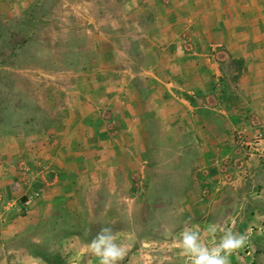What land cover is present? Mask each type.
Returning <instances> with one entry per match:
<instances>
[{
  "label": "rangeland",
  "instance_id": "rangeland-1",
  "mask_svg": "<svg viewBox=\"0 0 264 264\" xmlns=\"http://www.w3.org/2000/svg\"><path fill=\"white\" fill-rule=\"evenodd\" d=\"M233 1L0 0V264H99L102 226L120 264H189L213 224L264 264V18Z\"/></svg>",
  "mask_w": 264,
  "mask_h": 264
},
{
  "label": "clouds",
  "instance_id": "clouds-1",
  "mask_svg": "<svg viewBox=\"0 0 264 264\" xmlns=\"http://www.w3.org/2000/svg\"><path fill=\"white\" fill-rule=\"evenodd\" d=\"M220 229L209 225L206 232L214 246L202 242L199 225L186 226L179 234L178 244L182 254L189 264H231V257L247 245L246 235L225 229L223 235L216 241ZM88 250L96 257L99 264H120L127 249L119 242L110 226H102L91 239Z\"/></svg>",
  "mask_w": 264,
  "mask_h": 264
},
{
  "label": "crops",
  "instance_id": "crops-1",
  "mask_svg": "<svg viewBox=\"0 0 264 264\" xmlns=\"http://www.w3.org/2000/svg\"><path fill=\"white\" fill-rule=\"evenodd\" d=\"M262 3H264V0H236V2L234 0L233 4L230 2L227 6H229V9H228L229 14L232 13L234 15V18L235 17L252 18L250 16H253V18H264V7L262 6ZM231 7L233 9H231ZM179 102L182 104L181 105L182 107H185V109H188V110L192 109V111H193L194 109L198 108V106L190 107L189 103L186 102L185 99L181 100ZM241 103H243V102H241ZM209 110H211V111H209ZM213 111H217V108H215V107L208 108V111H206V118H210L208 116V114H210V116H212V118L218 116V115H215V113ZM219 112L221 114L226 113L225 109H223L222 111H219ZM229 113H231V111H229ZM200 115L201 114L199 113L195 116L196 123L192 124V126L190 128H188L187 131L184 132L185 136H188V135L198 136L199 134L208 135L209 133H212L213 135L228 134V132H225V129L222 130L221 128H212L214 126H210L205 121H200ZM193 139H194V137H193ZM209 165L212 166L211 163ZM210 166H208V167H210Z\"/></svg>",
  "mask_w": 264,
  "mask_h": 264
},
{
  "label": "built area",
  "instance_id": "built-area-1",
  "mask_svg": "<svg viewBox=\"0 0 264 264\" xmlns=\"http://www.w3.org/2000/svg\"><path fill=\"white\" fill-rule=\"evenodd\" d=\"M32 199H33V196H29V197L27 198V201L30 202Z\"/></svg>",
  "mask_w": 264,
  "mask_h": 264
}]
</instances>
